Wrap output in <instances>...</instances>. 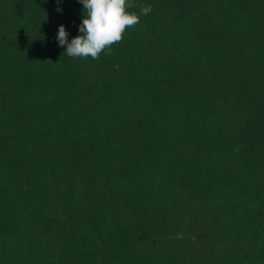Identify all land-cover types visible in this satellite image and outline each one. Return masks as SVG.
I'll return each instance as SVG.
<instances>
[{
	"label": "trees",
	"instance_id": "obj_1",
	"mask_svg": "<svg viewBox=\"0 0 264 264\" xmlns=\"http://www.w3.org/2000/svg\"><path fill=\"white\" fill-rule=\"evenodd\" d=\"M135 3L0 0V264H264V0Z\"/></svg>",
	"mask_w": 264,
	"mask_h": 264
},
{
	"label": "clouds",
	"instance_id": "obj_2",
	"mask_svg": "<svg viewBox=\"0 0 264 264\" xmlns=\"http://www.w3.org/2000/svg\"><path fill=\"white\" fill-rule=\"evenodd\" d=\"M80 2L83 5V18L79 26L81 34L69 41L68 32L61 24L57 35L59 45H66L64 54L73 58L91 57L96 60L102 53L110 54L112 47L122 41L127 29L135 27L140 22V16H147L152 10L151 5H139V14L129 11L128 9L137 7L135 0H80Z\"/></svg>",
	"mask_w": 264,
	"mask_h": 264
}]
</instances>
